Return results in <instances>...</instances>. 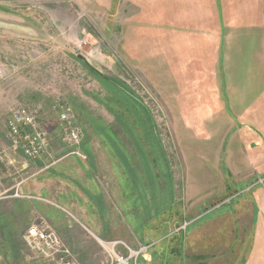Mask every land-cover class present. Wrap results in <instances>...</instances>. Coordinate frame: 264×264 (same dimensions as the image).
Here are the masks:
<instances>
[{"label": "rangeland", "instance_id": "1", "mask_svg": "<svg viewBox=\"0 0 264 264\" xmlns=\"http://www.w3.org/2000/svg\"><path fill=\"white\" fill-rule=\"evenodd\" d=\"M203 1L205 11L210 12L205 19V26L210 27V48L209 52L205 50L209 53L205 52V57L199 35ZM249 1L0 0V152L6 154V160L17 153L4 130L5 118L18 106L32 108L40 121L48 124L44 130L51 133V140L41 157L46 163L58 157L63 144L74 147L66 143L65 124L58 117L64 106L69 108L79 129L83 128L85 121L81 123V119H86L83 114L89 109L91 121L101 130L95 132L102 141L97 151L105 153L102 148H108L115 156L129 157L132 165L148 169L152 166L158 173L162 197L156 200L152 183L145 196L148 236H159L153 232L157 229L181 242L189 227L188 232L195 231L191 235L203 238L208 235L200 227L203 221L235 218L242 211L237 205L246 200L251 204L255 199L258 205L264 190V172H258L264 169V131L251 122L252 93L235 106L234 99L229 105L223 94L211 103L206 98V106L212 107L213 112L209 111L211 108L202 110L201 105L200 113L187 95L186 78H181L187 75V68L197 73L190 61L200 63L203 57L208 58L212 75L230 78L233 67L224 66L230 56V42L220 41L224 35L219 32L227 31L230 41L240 14L252 10L254 15L241 16L239 23L243 20L244 25L239 30L248 26L247 19L253 17L256 21L262 17L264 0ZM187 8L194 9L189 21L185 19ZM131 30L135 31L133 35ZM204 37L208 39L207 35ZM173 40H177V49ZM160 45L164 66L159 69L158 79L163 93L153 87L154 56ZM172 53L175 61L171 62ZM220 83L218 80L216 84L221 87ZM241 112L245 116L234 115ZM142 117L147 131L142 124L139 131L133 124ZM256 120L259 121L255 117ZM81 132L84 141V129ZM53 140L61 147H52ZM24 171L15 173L17 183L23 178L18 174ZM43 204L17 188L0 197V264H54L42 262L20 237L28 226L44 223L34 219L36 208L44 209ZM261 204L263 207L264 200ZM169 220L173 223L168 227ZM161 222L162 228L151 226ZM212 229L219 231L217 227ZM154 243L149 238L141 247L147 250ZM120 246L115 249L104 243L98 254L107 260L106 264H115L116 255L125 258L131 254L124 244ZM138 257L139 254H132L129 263L138 264Z\"/></svg>", "mask_w": 264, "mask_h": 264}, {"label": "crops", "instance_id": "2", "mask_svg": "<svg viewBox=\"0 0 264 264\" xmlns=\"http://www.w3.org/2000/svg\"><path fill=\"white\" fill-rule=\"evenodd\" d=\"M204 3L205 1L202 4V17H200L203 20V26L201 32H198L203 40L201 47L202 50L204 49L203 56L205 50L209 52L210 48V27L205 26V19L208 20L210 12L208 9L205 11ZM191 10L192 8L190 10L187 8L186 11L185 19L188 21L194 9ZM240 15L249 17L254 14L251 10L247 14ZM241 16L237 17L235 34L230 41L227 40L229 37V34H226L227 31L219 32L220 36L224 35L220 41L230 42L228 43L230 56L224 60V66L233 67L230 78H217L215 74L212 75L208 68L210 65L207 64L208 58L204 59L205 56L200 63L198 60L189 62L191 66L198 69L197 73L187 68L185 70L187 75L181 78H186L187 95L193 102V107L199 108L196 111L200 113L201 105H204L202 110L211 108L209 111L213 112L212 107L206 106L205 101L211 103L213 98L221 94L227 99L229 105L233 98L235 106L252 93L251 122L264 131V11L261 14L262 17H257L256 21L253 17L250 20L247 19L248 26L239 30L240 25H244L243 20L239 23V20L243 18ZM133 33L135 31L131 30L130 34L133 35ZM205 35L208 36L206 40ZM173 45L171 51L178 48V43L175 48ZM162 52V47L159 49L156 47L153 65L156 77L155 82L154 79L152 80L155 84L153 87L160 93H163V89L158 79V72L164 66ZM208 52H206L207 55ZM173 56L172 53L171 62L175 61ZM183 65L185 67V64ZM171 66H174L173 63ZM205 67L208 68L205 70L208 72L206 75L203 71ZM176 75L178 76V73ZM218 80L223 84L220 83L221 87L216 84ZM229 105L228 108H230ZM243 114V112L234 113L235 116H245ZM83 115L86 116L85 120L81 119V123L82 120L85 121L81 128L85 131L84 141L74 147L63 144L54 161L46 163L42 158H26L20 151L9 157V162L0 168V197L17 188L31 199L43 201L44 209L36 208L34 219H42L44 223L56 230L58 236L62 237L81 264H106L107 260L98 254L100 246L104 243L112 244L115 249L122 248L120 245L124 244L131 250H138L147 244L149 238H153L156 243L153 247L140 252L137 258L140 264H264V206L262 207L261 204L264 200V190L258 205L255 199L251 200V204H249L250 200H246L240 204L241 206L237 205L242 208V211L235 214V218L203 221L200 227H203L204 234L208 233L203 238L198 234L191 235L194 229L188 232L189 227L181 242L171 240L167 234L162 235L163 231H156L157 229L153 232L160 233L159 236H148L145 230L147 226L145 196L148 188L151 189L152 183L156 200L162 197L163 186L161 181L158 184L156 179L158 173L152 166L148 169L146 166L141 168L136 164L132 165L129 157L115 156L108 148H102L105 153L103 150L97 151L102 141L97 138L95 132L101 131L98 128L100 126L91 121L93 115L89 109ZM254 116L259 121L254 122ZM143 120L142 117L139 121L141 123H133L135 127H138V131L142 129ZM42 125L46 128L48 124L43 121ZM91 126L94 130L90 128ZM47 134L49 141L51 133ZM262 141L264 142V139ZM123 142L127 145L126 141ZM50 144L52 147L60 145L57 140H53ZM127 147L129 148L128 145ZM17 163L21 164L20 167ZM17 168L18 172L25 170L18 174L23 176L18 183L15 181L18 177L15 174ZM258 172L262 174L264 169ZM185 190L184 187L182 190L184 194ZM249 209H252L253 213ZM255 211H257L256 215ZM172 223L169 220L167 226H171ZM163 224V222L154 223L151 226L162 228ZM132 227H138L139 230L135 232ZM215 227L219 228L221 234H217L219 231L212 229ZM212 231H215L213 235L210 234ZM42 262L48 263L43 259Z\"/></svg>", "mask_w": 264, "mask_h": 264}, {"label": "built area", "instance_id": "3", "mask_svg": "<svg viewBox=\"0 0 264 264\" xmlns=\"http://www.w3.org/2000/svg\"><path fill=\"white\" fill-rule=\"evenodd\" d=\"M70 115L69 108L64 106L58 117L65 124L64 137L66 143L75 146L80 143L82 132ZM37 116V113L32 108L18 106L11 110L8 117L5 118L4 132L6 138L11 143L13 150L20 151L26 158H41L47 149L48 134ZM5 157L6 154L0 152V168L9 162ZM18 194V192L15 193L16 196H19ZM20 237L28 250L47 262H53L54 264H80L75 260L71 251L66 248L57 231L46 223H34L28 226ZM145 248L140 247L137 251H131L128 248L131 254L125 258L116 255L115 264H130L129 260L132 254L137 256Z\"/></svg>", "mask_w": 264, "mask_h": 264}]
</instances>
